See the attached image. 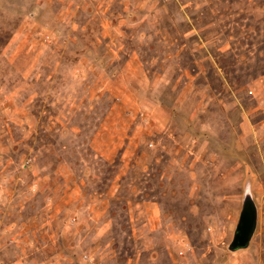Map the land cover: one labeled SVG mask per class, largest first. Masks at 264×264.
I'll return each mask as SVG.
<instances>
[{
  "label": "rangeland",
  "instance_id": "374dc122",
  "mask_svg": "<svg viewBox=\"0 0 264 264\" xmlns=\"http://www.w3.org/2000/svg\"><path fill=\"white\" fill-rule=\"evenodd\" d=\"M137 69L169 128L110 165L92 134ZM0 186V264H264V0H0Z\"/></svg>",
  "mask_w": 264,
  "mask_h": 264
},
{
  "label": "crops",
  "instance_id": "0c3cea01",
  "mask_svg": "<svg viewBox=\"0 0 264 264\" xmlns=\"http://www.w3.org/2000/svg\"><path fill=\"white\" fill-rule=\"evenodd\" d=\"M134 72H137L136 84ZM134 72L119 76V87L115 82L111 84L107 93L112 103L92 134L95 155L110 165L118 162L139 164L148 156L156 163L159 150L155 147L169 128V104H163L154 95L151 82L147 80L146 83L144 71L137 69ZM152 204V201L144 200L140 205ZM149 219L153 217L149 216ZM5 231L8 229L2 232Z\"/></svg>",
  "mask_w": 264,
  "mask_h": 264
},
{
  "label": "water",
  "instance_id": "95a60500",
  "mask_svg": "<svg viewBox=\"0 0 264 264\" xmlns=\"http://www.w3.org/2000/svg\"><path fill=\"white\" fill-rule=\"evenodd\" d=\"M254 226L255 213L251 206L246 202L240 214L239 221L230 244V249L236 250L246 247L253 234Z\"/></svg>",
  "mask_w": 264,
  "mask_h": 264
}]
</instances>
